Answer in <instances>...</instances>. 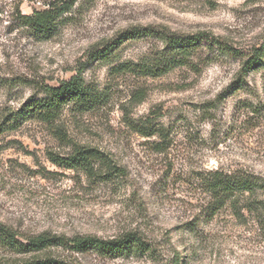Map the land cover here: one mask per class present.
I'll use <instances>...</instances> for the list:
<instances>
[{"label": "rangeland", "instance_id": "1", "mask_svg": "<svg viewBox=\"0 0 264 264\" xmlns=\"http://www.w3.org/2000/svg\"><path fill=\"white\" fill-rule=\"evenodd\" d=\"M57 1L0 0V124L2 113L78 72L107 102L86 112L66 106L52 126L0 125V225L23 242L40 234L109 239L134 232L149 251L108 257L52 246L19 254L0 239V262L52 256L69 264H264V203L259 212L226 205L210 215L199 179L215 169L264 177V58L240 88L239 62L227 56L195 59L193 69L156 78L110 73L115 63L155 53L161 42L152 37L121 44L111 63L94 58L134 26L204 31L252 52L264 46V0H76L49 39L18 18ZM128 119L166 128L167 149L157 150L161 140L133 131ZM72 143L100 149L121 172L102 180L49 161V151L65 154Z\"/></svg>", "mask_w": 264, "mask_h": 264}, {"label": "trees", "instance_id": "2", "mask_svg": "<svg viewBox=\"0 0 264 264\" xmlns=\"http://www.w3.org/2000/svg\"><path fill=\"white\" fill-rule=\"evenodd\" d=\"M76 0H60L50 3L45 9L33 10L31 14L20 15L21 23L30 28L40 39H49L57 30L58 17L70 9ZM152 37L161 42L160 48L148 57L136 61L127 60L115 63L110 73L115 76L130 75L134 77L156 78L179 67L195 68L194 60L213 61L227 56L239 62L237 78L234 81L239 88L249 72L256 69L263 61L264 46L243 53L231 46L227 41L211 33L200 31L192 34H182L166 28L153 26H134L121 31L109 44L94 51V58L105 63L116 59V50L127 41ZM105 91L98 90L95 85L87 83L80 72L57 86H46L41 96L28 97L17 109L1 114V124L8 130L17 129L22 123L36 120L52 126L61 116L66 106L72 105L80 112H86L107 102ZM0 124V125H1ZM128 126L144 137L157 136L161 141L155 142L159 151L168 147V130L153 121L127 120ZM1 130V127H0ZM58 133L65 137L62 129ZM63 132V133H62ZM69 142V141H67ZM49 161L55 166L81 171L89 178L109 180L121 170L115 162L96 147L71 144V150L65 154L49 151ZM201 185L207 196L206 209L210 215L230 205L247 211L259 212L263 207L264 177L248 171L225 172L219 169L206 171L199 175ZM0 239L5 246L19 254H34L52 246H68L84 252L94 251L103 256L117 257L129 253H146L148 244L136 233L127 232L120 236L103 239L95 236H74L64 238L40 234L29 238L26 242L19 241L6 227L0 225ZM179 256V255H178ZM0 264H69L52 256H39L14 262Z\"/></svg>", "mask_w": 264, "mask_h": 264}]
</instances>
